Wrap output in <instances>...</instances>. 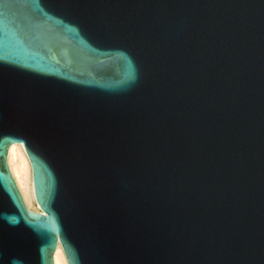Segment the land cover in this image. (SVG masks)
<instances>
[{
  "label": "water",
  "instance_id": "95a60500",
  "mask_svg": "<svg viewBox=\"0 0 264 264\" xmlns=\"http://www.w3.org/2000/svg\"><path fill=\"white\" fill-rule=\"evenodd\" d=\"M59 243L68 264H264V0H0V264Z\"/></svg>",
  "mask_w": 264,
  "mask_h": 264
},
{
  "label": "bare ground",
  "instance_id": "6f19581e",
  "mask_svg": "<svg viewBox=\"0 0 264 264\" xmlns=\"http://www.w3.org/2000/svg\"><path fill=\"white\" fill-rule=\"evenodd\" d=\"M19 149L23 152L24 158L22 161H20L19 165L17 166V168L14 169L15 173L19 176V180H20V186L24 188L22 189V193H23V200L24 202L26 201L27 203H35L37 210H33V212H37L39 211V207L38 204L36 202V198H35V194H34V187H33V178H32V172H31V163L30 160L28 158V155L25 151V149L23 148L22 144H12L9 149H8V155H7V162H8V157H12V155L14 154L15 150ZM8 166H9V162H8ZM10 169V166H9ZM11 172V169H10ZM12 174V172H11ZM13 176V174H12ZM14 178V176H13ZM15 180V178H14ZM16 182V180H15ZM17 184V183H16ZM18 187V184H17ZM19 189V187H18ZM20 191V189H19ZM21 193V191H20ZM21 193V195H22ZM25 202V204H26ZM27 206V204H26ZM27 208L29 210H31L28 206ZM54 264H68L64 250L61 246V244L59 243L57 246V249L54 253Z\"/></svg>",
  "mask_w": 264,
  "mask_h": 264
},
{
  "label": "rangeland",
  "instance_id": "374dc122",
  "mask_svg": "<svg viewBox=\"0 0 264 264\" xmlns=\"http://www.w3.org/2000/svg\"><path fill=\"white\" fill-rule=\"evenodd\" d=\"M23 158H24L23 152L19 149L15 150L12 157H10V156L8 157V162H9L11 172H12V174L16 180V183L18 184V187H19L21 193H22V189L24 188V186L23 187L20 186L19 176L15 173L14 169L17 168V166L19 165L20 161L23 160ZM22 196H23V193H22ZM23 198H24V196H23ZM26 204L31 210H37L35 203H27L26 202Z\"/></svg>",
  "mask_w": 264,
  "mask_h": 264
}]
</instances>
